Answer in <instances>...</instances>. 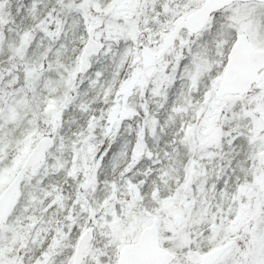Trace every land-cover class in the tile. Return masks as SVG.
<instances>
[{
  "label": "snow or ice",
  "instance_id": "1",
  "mask_svg": "<svg viewBox=\"0 0 264 264\" xmlns=\"http://www.w3.org/2000/svg\"><path fill=\"white\" fill-rule=\"evenodd\" d=\"M0 264H264V0H0Z\"/></svg>",
  "mask_w": 264,
  "mask_h": 264
}]
</instances>
